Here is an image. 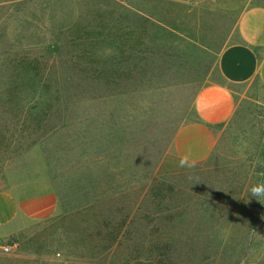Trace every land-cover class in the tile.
I'll use <instances>...</instances> for the list:
<instances>
[{
  "label": "rangeland",
  "instance_id": "rangeland-1",
  "mask_svg": "<svg viewBox=\"0 0 264 264\" xmlns=\"http://www.w3.org/2000/svg\"><path fill=\"white\" fill-rule=\"evenodd\" d=\"M250 5L0 0V211L29 180L55 195L9 209L0 264H264V90L231 86L205 159L170 147Z\"/></svg>",
  "mask_w": 264,
  "mask_h": 264
},
{
  "label": "crops",
  "instance_id": "crops-1",
  "mask_svg": "<svg viewBox=\"0 0 264 264\" xmlns=\"http://www.w3.org/2000/svg\"><path fill=\"white\" fill-rule=\"evenodd\" d=\"M235 31L237 39L222 45L215 54L218 78L205 80L194 93V119L179 124L173 132L170 147L179 159L187 157V162H197L210 154L216 140V126L226 121L235 107V91L231 86H247L256 81L264 90V5L241 9ZM2 201L0 235L13 230L12 219L6 222L11 212L13 216L41 218L55 207L53 189L42 180L22 183Z\"/></svg>",
  "mask_w": 264,
  "mask_h": 264
},
{
  "label": "clouds",
  "instance_id": "clouds-1",
  "mask_svg": "<svg viewBox=\"0 0 264 264\" xmlns=\"http://www.w3.org/2000/svg\"><path fill=\"white\" fill-rule=\"evenodd\" d=\"M186 161H187V157L182 158L181 161H180L181 166H184L185 163H186ZM251 191H252V193H253L254 195H256L257 192H258V188H257L256 186H253V187L251 188Z\"/></svg>",
  "mask_w": 264,
  "mask_h": 264
},
{
  "label": "built area",
  "instance_id": "built-area-1",
  "mask_svg": "<svg viewBox=\"0 0 264 264\" xmlns=\"http://www.w3.org/2000/svg\"><path fill=\"white\" fill-rule=\"evenodd\" d=\"M8 248H9L8 244L0 242V250H7Z\"/></svg>",
  "mask_w": 264,
  "mask_h": 264
},
{
  "label": "trees",
  "instance_id": "trees-1",
  "mask_svg": "<svg viewBox=\"0 0 264 264\" xmlns=\"http://www.w3.org/2000/svg\"><path fill=\"white\" fill-rule=\"evenodd\" d=\"M262 171H264V170H262ZM129 213V212H128ZM113 239V238H112Z\"/></svg>",
  "mask_w": 264,
  "mask_h": 264
}]
</instances>
